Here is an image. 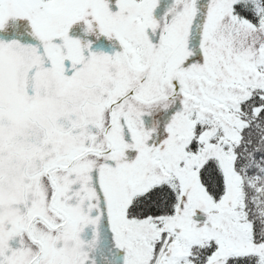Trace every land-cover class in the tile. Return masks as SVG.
<instances>
[{"label":"snow or ice","instance_id":"snow-or-ice-1","mask_svg":"<svg viewBox=\"0 0 264 264\" xmlns=\"http://www.w3.org/2000/svg\"><path fill=\"white\" fill-rule=\"evenodd\" d=\"M0 264H264V0H0Z\"/></svg>","mask_w":264,"mask_h":264}]
</instances>
